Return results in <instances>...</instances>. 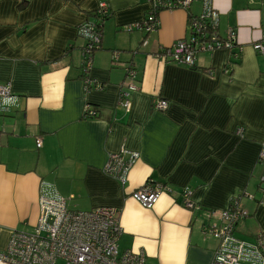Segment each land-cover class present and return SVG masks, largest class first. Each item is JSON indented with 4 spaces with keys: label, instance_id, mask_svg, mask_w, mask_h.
Segmentation results:
<instances>
[{
    "label": "crops",
    "instance_id": "0c3cea01",
    "mask_svg": "<svg viewBox=\"0 0 264 264\" xmlns=\"http://www.w3.org/2000/svg\"><path fill=\"white\" fill-rule=\"evenodd\" d=\"M102 1L111 14L91 76L105 86L85 92L78 28ZM213 2L219 36L233 28L237 45L198 52L191 67L156 53L191 39L204 0L161 10L150 33L123 28L147 15L146 0H0V84L19 96L17 107L0 113V251L15 229L35 231L44 195L65 197L75 209L119 208L120 248L143 249L146 264H210L218 240L202 225L219 214L186 208V187L218 213L233 195L252 194L242 199L249 214L235 235L264 239V53L253 47L264 39V0ZM133 59L128 110L118 95ZM158 99L168 108L155 109ZM122 149L140 152L126 187L103 172L109 154ZM147 182L171 188L152 208L132 196Z\"/></svg>",
    "mask_w": 264,
    "mask_h": 264
},
{
    "label": "built area",
    "instance_id": "2783aa9c",
    "mask_svg": "<svg viewBox=\"0 0 264 264\" xmlns=\"http://www.w3.org/2000/svg\"><path fill=\"white\" fill-rule=\"evenodd\" d=\"M149 4L147 15L139 21L124 25L126 31L142 30L147 33L159 27L158 14L161 10L177 7L189 8L193 0H146ZM111 7L102 1L94 19H86L78 28L79 35L85 40L83 47V83L84 90L100 89L102 85L91 76L93 54L102 40L101 24L110 16ZM219 15L213 0H204L203 12L192 18V37L181 39L170 47H163L156 53L164 60L194 67L196 54L201 51H214L218 48L233 49L237 45V31L230 28L226 37L218 32ZM256 51L264 53V39L253 44ZM242 47L240 48V50ZM239 52H236L238 54ZM118 59V52L114 53ZM233 63V62H232ZM231 66H229V69ZM136 67H126V77L118 95V104L130 110L133 105L132 91L136 89ZM19 105V96L10 83L0 84V113H9ZM169 101L156 100L155 109H167ZM87 105V114L91 113ZM241 134L242 131L240 130ZM38 146L42 138L37 139ZM140 158L136 150L122 149L111 152L103 167V172L117 179L126 187L130 172ZM264 158V151L262 154ZM171 188L167 183L147 182L134 189L132 196L143 206L152 208L165 192ZM194 190L186 187L182 191V204L192 210L209 212L215 222L202 225L204 234H211L218 240L214 257L210 264H264V239L258 236L256 243H250L235 235L237 224L248 216L243 205V193L232 196L227 209L219 213L206 209L193 198ZM120 210L117 207H96L90 210L71 208L65 197L52 198L42 195L40 215L35 231L15 229L6 249L0 251L3 264H146V253L142 250L121 249L119 238L122 233ZM215 218V217H214Z\"/></svg>",
    "mask_w": 264,
    "mask_h": 264
},
{
    "label": "water",
    "instance_id": "95a60500",
    "mask_svg": "<svg viewBox=\"0 0 264 264\" xmlns=\"http://www.w3.org/2000/svg\"><path fill=\"white\" fill-rule=\"evenodd\" d=\"M147 43H148V40H147V39H144L140 45L145 46ZM133 51H134V55L140 54V53L142 52V51L139 49V47L133 49ZM135 63H136V60H134V59L130 61V64H133L134 66H135ZM104 83H105V82H104ZM104 83L100 82V84H102V87L100 88V90H102V89L104 88V86H105ZM262 181L264 182V175L262 176ZM244 196H245V197H250V198L253 197V195L250 194L249 192H245V193H243V197H244ZM0 264H3V263L0 262Z\"/></svg>",
    "mask_w": 264,
    "mask_h": 264
},
{
    "label": "rangeland",
    "instance_id": "374dc122",
    "mask_svg": "<svg viewBox=\"0 0 264 264\" xmlns=\"http://www.w3.org/2000/svg\"><path fill=\"white\" fill-rule=\"evenodd\" d=\"M26 229H27V228H26ZM33 229H34V228H32V229L29 228V229H27V231H29V232H33Z\"/></svg>",
    "mask_w": 264,
    "mask_h": 264
},
{
    "label": "trees",
    "instance_id": "16d2710c",
    "mask_svg": "<svg viewBox=\"0 0 264 264\" xmlns=\"http://www.w3.org/2000/svg\"><path fill=\"white\" fill-rule=\"evenodd\" d=\"M103 24H104V23H102V24L100 25V26H101L102 33H103V29H102V28H103Z\"/></svg>",
    "mask_w": 264,
    "mask_h": 264
}]
</instances>
